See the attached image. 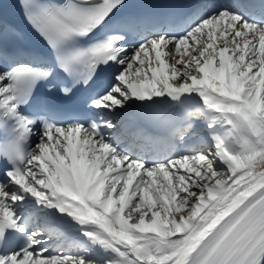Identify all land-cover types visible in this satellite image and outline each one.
Masks as SVG:
<instances>
[{"label": "snow or ice", "instance_id": "obj_1", "mask_svg": "<svg viewBox=\"0 0 264 264\" xmlns=\"http://www.w3.org/2000/svg\"><path fill=\"white\" fill-rule=\"evenodd\" d=\"M17 6L46 48L0 65V264H264V4L180 19L126 0ZM23 38L0 19V50ZM42 86L83 94L87 118ZM134 112L167 147L142 130L150 151L121 146L109 117Z\"/></svg>", "mask_w": 264, "mask_h": 264}, {"label": "bare ground", "instance_id": "obj_2", "mask_svg": "<svg viewBox=\"0 0 264 264\" xmlns=\"http://www.w3.org/2000/svg\"><path fill=\"white\" fill-rule=\"evenodd\" d=\"M53 249H54V248L50 247V250H53ZM73 250H74V251H72V252H70V253H68L69 251H67L66 254H74V253H76V252H75V249H73Z\"/></svg>", "mask_w": 264, "mask_h": 264}, {"label": "rangeland", "instance_id": "obj_3", "mask_svg": "<svg viewBox=\"0 0 264 264\" xmlns=\"http://www.w3.org/2000/svg\"><path fill=\"white\" fill-rule=\"evenodd\" d=\"M189 51H191V49H189ZM177 58H179L178 56H177ZM186 59H187V57H185Z\"/></svg>", "mask_w": 264, "mask_h": 264}]
</instances>
